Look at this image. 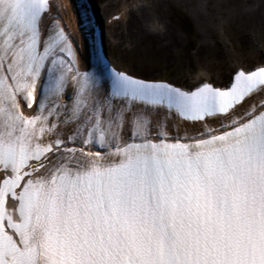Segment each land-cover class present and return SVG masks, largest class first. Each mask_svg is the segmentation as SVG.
Masks as SVG:
<instances>
[{
	"label": "snow or ice",
	"instance_id": "6c2138e0",
	"mask_svg": "<svg viewBox=\"0 0 264 264\" xmlns=\"http://www.w3.org/2000/svg\"><path fill=\"white\" fill-rule=\"evenodd\" d=\"M51 12L0 0V264H264V110L190 142L152 130L228 115L264 66L193 91L81 71Z\"/></svg>",
	"mask_w": 264,
	"mask_h": 264
},
{
	"label": "bare ground",
	"instance_id": "6f19581e",
	"mask_svg": "<svg viewBox=\"0 0 264 264\" xmlns=\"http://www.w3.org/2000/svg\"><path fill=\"white\" fill-rule=\"evenodd\" d=\"M56 1L60 2V11H63L68 18H70L72 9L71 4H74L79 12L83 11L78 0ZM176 1L184 5V7L191 6L197 32L194 31L193 33L191 30H185L184 27L182 28L172 20L170 8L175 4L174 0H152L151 10L160 13V16L165 19L168 23L167 30L162 33L150 32L145 27L143 20L134 14L127 22L126 30L117 31L116 36L121 41V45H115L116 49L112 47L110 49L111 52L113 54L117 52L121 60L128 62L133 68L140 67L154 71L166 70L170 73L173 71L175 72V77L184 82L188 81L187 74L192 75L191 70L194 69V61L202 69L193 73V80H201L203 78L201 72L206 69V71L218 73L221 83L228 78L229 73L236 69V65H239L241 62L246 61L247 66L258 63L261 57V49H254L252 43L253 40H258L259 43L264 39L263 0L260 2L261 7L258 12L252 10L249 13H245L240 4H236L234 0H230V3H234V8L229 11L231 15L227 18L226 34L233 48V53L225 51L226 44L221 42L216 32H212L211 30L210 18H206L203 15L204 12L197 7H193V0ZM52 12L55 14V17L60 16L55 3H52ZM71 17L73 19L72 14ZM170 26L179 30L182 35H177ZM82 35L85 36L86 40L84 42L80 39L79 62L81 70L88 71L94 62L93 49L88 41V34L85 28L82 29ZM191 36L194 39L196 37L199 38L196 52L193 55H187L184 59L185 48H187ZM126 44L128 45L126 46ZM156 125H158L157 122L153 123L152 130H155ZM63 132L66 133V130Z\"/></svg>",
	"mask_w": 264,
	"mask_h": 264
},
{
	"label": "rangeland",
	"instance_id": "374dc122",
	"mask_svg": "<svg viewBox=\"0 0 264 264\" xmlns=\"http://www.w3.org/2000/svg\"><path fill=\"white\" fill-rule=\"evenodd\" d=\"M112 1H113L112 3L115 4L114 0H112ZM193 1H194V6L193 5L192 6L194 8L197 7L202 12H204L203 15L206 18H210L211 30H212V32H216L219 40L221 42H223L224 44H226L225 51H228L229 53L233 52V48L230 46V41L228 39V35L226 34L227 33L226 29H227V24H228V19L227 18L231 15V13L229 11H231L234 8V3H230V0H223V1L222 0H193ZM234 1H235L236 4H240L241 5L242 10L245 11V13H249L252 10H255V12H258V10L261 7V5H260L261 0H234ZM99 4L102 5V7H100V8H102V9L104 7L107 8V6L103 5L101 2H98V5ZM151 7H152V4H151V6H150V4L149 5L147 4V6H145L139 13L137 12V14L139 15V18L142 19L143 23H145V24H148L149 22H152V21L154 22L156 20H161L160 19L161 18L160 13L155 12V11L153 12L151 10ZM214 7H215V9H214ZM218 8H219V10H218ZM171 9L172 10L176 9L177 12H179L178 14L180 16L185 17L191 23L192 29L197 32L196 26H195V23H194V19H193L194 15H193V13L191 11V6L186 7V10H185L184 6H182V4H180L179 2H175L174 6H171ZM170 28L177 35H179V36L182 35V33L179 30L174 29L171 26H170ZM194 31H193V33H194ZM192 39H193V37L191 36L190 37V43L191 44H192ZM198 39L199 38H197V37L195 38L196 43H197ZM253 41H254V44L252 43L253 44L252 47L255 48L256 40H253ZM187 46L188 47L185 48V52H184L185 54H184L183 58L186 57L189 54L193 55L195 53L194 52L195 49L191 50V45L190 44L189 45L187 44ZM238 60H240V59H238ZM122 63L128 69H133V70H135V72L137 71V73L145 74V75L152 76V77L158 75V73L160 72L159 70L158 71L157 70L156 71L147 70V69H143V68H140V67L139 68L136 67V69H134L128 64V62L124 61ZM242 63H243V65H246V61H243ZM194 66L197 67L196 70H198L200 68L198 66V63L195 62V61H194ZM194 69H192L191 71L192 72L196 71ZM206 72L212 78L214 77L213 78L214 80H216L218 78L215 74H213V72H209V71H206ZM174 73L175 72H172L171 74L174 75ZM189 77H191V75H189ZM177 82L181 83V81H177Z\"/></svg>",
	"mask_w": 264,
	"mask_h": 264
}]
</instances>
